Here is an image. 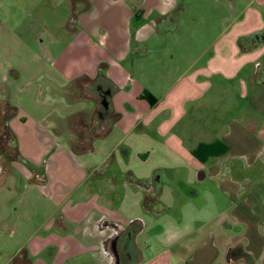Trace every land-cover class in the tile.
I'll return each instance as SVG.
<instances>
[{"label": "crops", "instance_id": "obj_1", "mask_svg": "<svg viewBox=\"0 0 264 264\" xmlns=\"http://www.w3.org/2000/svg\"><path fill=\"white\" fill-rule=\"evenodd\" d=\"M229 2L235 18L228 33L215 41L210 57L206 50L183 75L151 93L155 105L141 98L149 92L143 86L133 91L135 69L127 65L149 50H139L144 44L137 36L125 39L123 28L119 39L105 38V55L88 62L90 71L68 74L56 64V74L66 77L60 83L72 87L89 79L111 96L99 113L96 88L86 97L91 113L59 118L69 121L72 138L70 151L57 149L54 157L70 159L82 180L9 264L22 250L32 264H264V40L251 41L264 33V0H247L240 11ZM143 3L156 30L178 13L172 0ZM88 4L91 8V0H81L80 6ZM69 21L81 33V17L70 15ZM101 65L106 68L100 77ZM179 71L171 68L168 74ZM5 75L0 103L11 101L7 87L13 83ZM37 78L40 74L30 79ZM87 126L101 136L92 152L76 154L71 143H78ZM51 162L44 164L46 173ZM113 165L126 181L107 177ZM139 181L149 186L141 188ZM49 184L50 179L41 186L46 190ZM157 187L162 193L156 198Z\"/></svg>", "mask_w": 264, "mask_h": 264}, {"label": "rangeland", "instance_id": "obj_2", "mask_svg": "<svg viewBox=\"0 0 264 264\" xmlns=\"http://www.w3.org/2000/svg\"><path fill=\"white\" fill-rule=\"evenodd\" d=\"M91 1L88 11L85 6H77L81 34L71 30V0H0V78L6 74L13 83L7 90L11 94L10 103L18 112L11 120V129L27 164L8 163L0 156V264L10 263L12 254L27 236L44 224L82 180V174L70 166V159L62 153L54 157L57 149L70 151L68 141L72 138L69 121L59 118L65 113H91L92 101L86 97L96 92L97 85L85 80L77 92L60 83L66 77L56 74V64L60 61L59 66L68 74L75 75L82 69L90 71L93 59L105 55L101 50L105 38L109 43L119 39L123 28L127 32L125 39L137 36L144 44L139 50L143 53L149 50L143 57H131L127 63L128 69H135L132 78L137 84L133 91L143 86L154 94L166 81L174 82L183 75L206 50L210 57L212 45L222 33H228L235 18L229 0H172L178 13L156 30L154 16L150 13L144 16L147 5L143 0ZM233 1L238 11L247 2ZM123 9L126 17L122 15ZM139 11L142 17L138 16ZM263 40L264 33L251 39L260 43ZM171 68L180 71L169 75ZM22 70L28 74L19 75ZM39 74L40 78L30 79ZM2 107L0 103V118ZM42 117L48 119L40 124ZM57 127L60 134L53 132ZM50 158V171L46 173L50 184L45 190L31 182L29 175L31 169L47 168L44 164ZM121 171L118 165H113L107 177L123 183L126 180Z\"/></svg>", "mask_w": 264, "mask_h": 264}, {"label": "trees", "instance_id": "obj_3", "mask_svg": "<svg viewBox=\"0 0 264 264\" xmlns=\"http://www.w3.org/2000/svg\"><path fill=\"white\" fill-rule=\"evenodd\" d=\"M81 0H72L71 4V17L73 20H76L78 18V8L77 6L80 5ZM90 9V5L88 4V7L85 9L88 11ZM139 16V15H138ZM105 65H101L99 75L100 77L104 76L105 71ZM87 80V79H85ZM85 80H79L75 84H73L72 87L75 85L79 86L81 83H83ZM89 81V79H88ZM92 82L93 81H89ZM141 98L146 100L149 104L155 105L157 103V98L154 97L149 92H144L141 95ZM2 117L0 118V156L5 159L8 163L16 164L20 163L23 165H27L25 163V159L22 157L17 136L14 134L13 130L10 127L11 120L16 116L18 110L15 106L11 105L10 101L7 100L6 102L2 103ZM101 136V134H97L96 130L91 129L89 126H87L83 131L81 132V135L79 137L78 143H71L72 150L78 154L79 152L83 153H90L93 151V145L95 138H98ZM30 181L33 182L36 185H41L46 183V170L45 167H42L41 169H31L30 173ZM38 176H42L43 179L38 178ZM141 188H147L149 184L145 181H139L136 183ZM162 193V188L157 187L155 191V197H159ZM150 198L147 197L144 201L145 208H150ZM11 264H32L31 260L28 256V253L26 250H22L17 255H15L12 259Z\"/></svg>", "mask_w": 264, "mask_h": 264}, {"label": "flooded vegetation", "instance_id": "obj_4", "mask_svg": "<svg viewBox=\"0 0 264 264\" xmlns=\"http://www.w3.org/2000/svg\"><path fill=\"white\" fill-rule=\"evenodd\" d=\"M97 88H99V102L102 105V113L105 112V108L107 109L106 105L109 102L110 96L111 94L108 92V90H104L102 87H100L99 85L97 86ZM110 95V96H109Z\"/></svg>", "mask_w": 264, "mask_h": 264}, {"label": "water", "instance_id": "obj_5", "mask_svg": "<svg viewBox=\"0 0 264 264\" xmlns=\"http://www.w3.org/2000/svg\"><path fill=\"white\" fill-rule=\"evenodd\" d=\"M108 106V104L106 105V107Z\"/></svg>", "mask_w": 264, "mask_h": 264}]
</instances>
